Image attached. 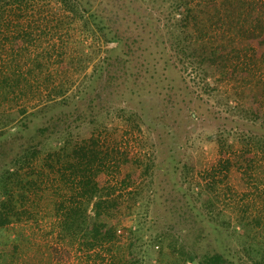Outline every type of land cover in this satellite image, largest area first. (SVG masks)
Masks as SVG:
<instances>
[{"label": "rangeland", "instance_id": "1", "mask_svg": "<svg viewBox=\"0 0 264 264\" xmlns=\"http://www.w3.org/2000/svg\"><path fill=\"white\" fill-rule=\"evenodd\" d=\"M87 1L91 6L87 14H95L97 9L103 31L90 20L87 26L80 19L71 20V16L56 21L67 12L59 2L48 0L42 13L37 12L31 21L33 27L50 21L48 33L40 34L37 27L31 39L24 40L22 37L27 36L23 33L15 42L5 43L23 70L33 67L34 51H50L52 55L44 59L51 65L45 69L42 82L63 80L70 86L69 101L60 111L71 133L95 134L108 145L113 158L98 180L101 186H109L111 197L116 198L106 231L112 239L85 251L79 240L65 237L53 204L43 198L36 217L0 228V263L92 264L101 260L98 253L108 259L116 253L130 258V264H183L177 260L178 250L172 253L166 247L171 254L165 259L159 256L161 250L153 252L151 247L158 244L159 233L167 232L172 235L166 242L178 236L185 247L197 241L250 264L248 253H257L243 249L245 238L250 237L248 242L264 239V181H258L264 178V158L253 150L246 155L240 150L250 135L264 136V104L257 89L255 95L249 89L254 80L242 78L248 76V66L243 65L236 73L239 78L215 80L214 89L207 90L195 84L198 74L168 46L167 3ZM151 13L154 20L147 18ZM103 32L115 38L107 41ZM37 42L40 45L32 44ZM250 49L264 58V38L251 40ZM57 68L62 71L59 78ZM260 74V82H264V70ZM257 87L263 86L260 83ZM45 89L43 86L46 94ZM45 94H29L28 99L22 96L13 102L14 108H24L21 115L31 113L35 105L45 101ZM92 106L97 112L93 121ZM126 110L133 112L128 115ZM56 111L46 113L48 116L30 114V128L47 122ZM220 132L225 133L222 138ZM225 138L234 144V151L222 146ZM252 161L260 166L250 170L248 163ZM242 204L249 208L245 236L235 224L237 215H246V210L239 208ZM209 207L220 210L217 217ZM88 212L93 214L92 203ZM148 248V255L137 254L138 249ZM152 253L156 255L150 258ZM187 264L193 262L188 260Z\"/></svg>", "mask_w": 264, "mask_h": 264}, {"label": "trees", "instance_id": "2", "mask_svg": "<svg viewBox=\"0 0 264 264\" xmlns=\"http://www.w3.org/2000/svg\"><path fill=\"white\" fill-rule=\"evenodd\" d=\"M46 1L48 0H0V228L6 224L36 217L40 202L45 198L53 204L65 237L79 240L85 251L90 252L112 239L106 231L110 224L108 216L117 204L116 198L111 197L112 189L109 186H101L98 180L100 173L107 168L113 158L111 151L100 136L95 134L74 136L71 133L70 126L65 123L66 119L62 118L64 113L60 111L61 106L69 101L70 96L67 92L70 86L63 80L56 84L48 83L49 81L42 82L45 69L51 65L50 60L44 59L52 55L50 51H34L33 67L23 70L16 63L15 55L6 49L5 42L13 43L23 33L27 36L22 37L24 40L31 39L37 27L40 28V34L48 33L50 21L46 25L38 23L35 27L31 26L35 14L42 13ZM55 1L59 2L67 12L60 14L56 21L71 16L70 19L73 21L80 19L87 26L90 20L99 31L104 30L98 21L101 17L97 9L95 14L94 11L87 14V10L91 8L87 0L85 2ZM159 2L167 3L165 37L168 46L182 63L193 68L198 74L194 79L195 84L212 90L215 87L213 86L215 80L227 81L235 77L239 78L235 76L236 73L238 74V71L244 68L243 65H246L248 76L243 75L242 78L254 80L249 89L254 95L259 92L263 96L262 104H264V82H260V72L264 70V58H258L254 54L255 51L251 52L250 49L251 40L257 37L264 38V0H160ZM100 4L103 2L101 1ZM147 18L154 20L152 13L148 14ZM23 19L27 23H24ZM43 26L44 28H41ZM107 34L103 32L107 41L115 38ZM32 44L40 45L39 42ZM59 67L61 68V63ZM64 70L65 67L62 71ZM62 71L57 68L55 74L57 78ZM49 80L54 82L53 77ZM260 83L262 88L257 87ZM42 85L46 88L47 95ZM29 94L33 97L45 94L46 99L38 107L35 105L31 113L21 115L24 108L15 109L13 102L22 96L28 99ZM90 108L93 121L97 112L94 111V106ZM55 109H57L55 115H50L47 122L30 128L32 122L30 114L45 116ZM132 112L126 110L125 114L129 115ZM218 134L220 138L225 135L223 132ZM225 139H220L222 146L228 151H234V144L230 143L228 138ZM243 141L246 147L241 145L243 150L240 152L246 155L253 150L256 156L260 154L264 158V136L250 135ZM254 158L257 157L253 156ZM248 164L250 170L260 166L253 164V161ZM260 180L264 181V178L258 181ZM70 196L79 200L70 201ZM215 197L218 200L219 193L216 192ZM209 201V204L214 206L210 199ZM91 203L93 214L88 212ZM209 208V212H212L211 214L214 212V216L220 212L217 208ZM239 208L246 210V215H237L235 224L239 228L238 231L245 236L248 234L246 228L250 224L246 219L249 208L244 204ZM171 235L167 232L159 233L157 237L159 245L153 244L151 247L154 248L153 252L157 249L161 250L159 254L161 259L171 254L165 250L167 247L171 248L172 253H176L177 250L180 252L177 260L181 259L183 264H187L188 260L193 264L249 262V260L235 261L225 252L215 247L201 245L197 241L185 247L178 242V236H173L166 242V238ZM249 238V236L245 238L243 249L248 248V252L255 250L257 253L256 256L248 253L250 264H264V239L262 241L257 238L250 239L248 242ZM134 243L136 245V242ZM146 250L138 249L137 254L148 255L151 249ZM102 255L98 253L97 257L101 260L92 261V264H130L131 261L127 256H116V253L112 254L110 259ZM154 255L156 253H152L150 258ZM146 263L161 264L151 261Z\"/></svg>", "mask_w": 264, "mask_h": 264}]
</instances>
